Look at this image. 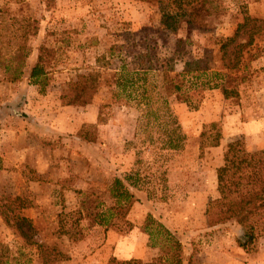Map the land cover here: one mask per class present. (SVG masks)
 I'll return each mask as SVG.
<instances>
[{
  "label": "rangeland",
  "instance_id": "1",
  "mask_svg": "<svg viewBox=\"0 0 264 264\" xmlns=\"http://www.w3.org/2000/svg\"><path fill=\"white\" fill-rule=\"evenodd\" d=\"M166 13L175 17L174 30L163 24ZM246 16L264 27V0H0L1 129L19 126L14 116L26 117L19 93L41 45L54 51L47 59L52 68L44 93L28 81L32 109L44 102L49 106L41 111L49 117L52 102L78 74L96 71L97 86L90 103L70 105L96 113L94 122H82L81 150L74 147L72 158L62 149L72 148L68 135L31 139L38 166L15 163L9 145L0 147V259L149 262L162 253L143 231L150 214L180 242L183 264L189 257L190 264H264V231L244 250L236 242L239 225H210L206 213L218 196L216 168L226 144L241 138L247 150L264 149V34L240 50L235 74L224 66L233 63V44L225 54L220 48ZM27 19L37 25L35 35L27 32ZM246 37L241 32L236 41ZM192 60L206 70L184 74V63ZM141 67L151 68L144 75L150 106L136 104L141 80L130 92L114 86V73ZM18 68L22 75L11 80ZM41 98L46 101L37 102ZM155 107L157 115L168 109L181 126V147L160 148L158 119L145 115ZM39 145L60 147L50 152L51 164L46 151V161L40 159ZM64 163L76 172L59 173ZM115 178L134 195L124 218L108 212ZM16 216L29 220V231L23 225L18 230ZM33 243L47 247L42 257Z\"/></svg>",
  "mask_w": 264,
  "mask_h": 264
},
{
  "label": "trees",
  "instance_id": "2",
  "mask_svg": "<svg viewBox=\"0 0 264 264\" xmlns=\"http://www.w3.org/2000/svg\"><path fill=\"white\" fill-rule=\"evenodd\" d=\"M164 18H166L163 20L165 27L174 30L176 28L174 15L166 13ZM168 20L171 23H167ZM27 21V32L35 35L38 29L37 25L33 20L29 21L27 19ZM262 23V20L246 16L243 21L237 24L234 34L223 40L220 47L223 49L222 52L225 54L227 46L233 44L236 53L233 56V63L224 64L227 72L235 74L238 71L237 63L240 50L251 44L255 38L264 34ZM241 32L247 34L246 39L244 41H236L237 36ZM53 53L52 49L41 45L38 48L36 62L29 70V83L38 85L41 93H44L48 73L52 68L51 63L47 59ZM200 65L201 62L198 60L186 61L182 72L186 74L192 71H205L206 68ZM150 69V67H141L138 70L134 69L131 71L122 68L120 73H114V86L118 87L121 92H130L128 89L134 88V84L136 85L141 80V83L136 85L137 89H141V97L136 101V104L150 106L151 99L148 95V89L145 87L146 76H144ZM21 75L22 69L18 68L15 70L11 80L19 79ZM96 87V71L78 74L76 80L68 84L67 91L60 95V104L62 106L88 104L92 100ZM174 89H179L178 85H174ZM222 93L225 97L229 96V91L225 87L222 89ZM162 104L166 106L168 101L162 99ZM156 108L153 110L148 109L145 115L146 117L152 115L153 119H158L156 121L160 127V133L157 135V140L161 144L160 148L177 149L181 147L185 139L181 126L168 109L165 108L162 115H157L159 109ZM161 117L163 118L160 119ZM146 124H149V120H147ZM125 179L129 180V177ZM111 189L114 204L108 208V212L111 215H119L124 218L134 195L119 178L114 179ZM216 190L218 196L214 200L209 201L206 210V213L210 216L209 224L214 225L232 221L239 225L242 231L236 242L244 250L248 249L264 231V149L247 150L241 138L228 142L223 152V162L216 168ZM16 218L18 230H20V225L26 226L27 231L30 230L31 225L26 217L16 216ZM102 220L100 218L99 222L101 223ZM143 231L148 236L149 245L159 247L162 253L149 262H143L140 259H128L123 261L112 260V264H183L180 242L169 229L162 223L155 221L150 214L145 219ZM22 235L25 236V233H22ZM33 244L39 251L38 256L42 257L41 252L46 250L47 247L39 243ZM45 263H48V261L42 257L40 264ZM190 263L191 257L187 259V264ZM0 264H29V261L19 262L12 257L10 259H0Z\"/></svg>",
  "mask_w": 264,
  "mask_h": 264
},
{
  "label": "crops",
  "instance_id": "3",
  "mask_svg": "<svg viewBox=\"0 0 264 264\" xmlns=\"http://www.w3.org/2000/svg\"><path fill=\"white\" fill-rule=\"evenodd\" d=\"M23 84V83H22ZM24 87H22L21 91L22 93H19V96L25 95V97L22 99V105H24L23 112L26 113V117L24 119H18L19 117L14 116V122L18 123L19 126H11L10 124L8 126H4L3 129L0 128V147H3L5 145H9L10 149L15 153L16 161L18 162H25L28 165L38 166L37 161L35 160V157H38V153L36 152V149L29 144L32 138L37 139L38 141L41 140V138L45 139L46 136L50 138H54L57 136H63L68 135L70 138V144L72 145V148H62L65 150L71 158L74 154V149L81 150V143L80 138L77 136V132L81 128L82 122H94L96 118L95 111L88 110H74L70 109V106H62L60 104L59 99H56L54 102H52L54 109H52V112H48L50 114L49 117L45 116L44 111H41V108L49 106L47 104H44L40 107L39 111L32 109L33 103L36 101L31 100V97L27 96L26 91H31V85L28 84V80L26 79L25 84H23ZM14 96H17L18 93L14 91ZM21 94V95H20ZM23 97V96H22ZM40 97V96H39ZM44 98H50L48 95H43ZM58 100V101H57ZM46 101L43 98H41L42 102ZM28 107V108H27ZM47 109V107H46ZM76 113V115H75ZM84 146H88L86 143H84ZM75 147V148H74ZM40 153L42 154V157L40 159L46 161L44 157V151L48 152V164H51L52 155L50 152H52L54 149H60V147H53L52 151L51 148L48 146H40ZM75 149V150H76ZM73 151V152H72ZM11 162H13V159H10ZM66 161V160H65ZM43 162V161H42ZM63 163V162H62ZM14 164V163H13ZM15 165V164H14ZM64 170L60 169L58 170L59 173L63 174L64 176H69V173H75V170H70V167L67 168V163H64ZM38 172H42L39 168L37 169ZM221 225L217 226H211L210 228H219ZM224 228H221V230ZM230 237V236H229ZM216 242V239L213 240V243ZM212 245L211 247H213ZM216 264H219L216 263Z\"/></svg>",
  "mask_w": 264,
  "mask_h": 264
}]
</instances>
